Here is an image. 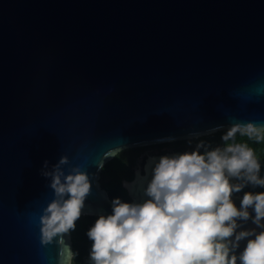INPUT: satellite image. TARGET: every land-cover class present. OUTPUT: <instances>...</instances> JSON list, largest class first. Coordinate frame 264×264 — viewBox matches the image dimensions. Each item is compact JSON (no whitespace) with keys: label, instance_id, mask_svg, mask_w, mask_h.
<instances>
[{"label":"water","instance_id":"water-1","mask_svg":"<svg viewBox=\"0 0 264 264\" xmlns=\"http://www.w3.org/2000/svg\"><path fill=\"white\" fill-rule=\"evenodd\" d=\"M248 122L264 125V0H0V264L72 263L70 235L42 242L45 161L86 171L83 215H108L119 153ZM151 178L125 181L133 202Z\"/></svg>","mask_w":264,"mask_h":264},{"label":"clouds","instance_id":"clouds-1","mask_svg":"<svg viewBox=\"0 0 264 264\" xmlns=\"http://www.w3.org/2000/svg\"><path fill=\"white\" fill-rule=\"evenodd\" d=\"M237 133L259 142L264 125L233 124L221 137L223 147L208 150L200 142L193 151L150 157L145 165V171L152 170L144 190L147 199L113 198L111 214L100 215L88 229L89 264H264V192H246L240 207L233 200L248 185L264 187L261 163L247 144L228 143ZM68 163L63 156L49 170L44 162L42 175L54 191L40 218L44 244L58 237L64 243L91 195L89 174L79 166L66 174ZM250 219L260 231H237L243 227L239 221ZM243 240L247 244L237 255Z\"/></svg>","mask_w":264,"mask_h":264},{"label":"flooded vegetation","instance_id":"flooded-vegetation-1","mask_svg":"<svg viewBox=\"0 0 264 264\" xmlns=\"http://www.w3.org/2000/svg\"><path fill=\"white\" fill-rule=\"evenodd\" d=\"M191 140L193 139L169 141L125 150L121 152L123 153V158L119 159L111 167L110 170L114 174L121 175L120 183L116 182L115 184H112V173H109L110 175L107 176L106 173L102 171L99 179V184L102 189L107 192L111 200L113 198L120 197L125 202H133L129 195V192L124 187V182L132 181L136 177L137 173L141 175L149 174V176H152L151 167H149L148 170L145 171V165L148 163L150 157L159 158L163 155H173L186 151H193L195 150L196 145L200 142H203L209 150L208 145H206L207 141ZM223 146L224 145L222 143L214 144L212 149ZM201 151H203V149H201ZM237 182L239 181H233V183ZM106 188H111L114 193L108 191ZM111 194H113V197H111ZM243 195L244 193L242 192L234 194L233 200L237 207H240ZM249 211L250 213H253L251 209H249ZM98 217L99 216L82 215L80 220L77 221L76 230L71 232L70 234L73 246V257L71 264H89V251L92 242L87 238L86 233ZM78 260H81L82 262L79 263Z\"/></svg>","mask_w":264,"mask_h":264},{"label":"trees","instance_id":"trees-1","mask_svg":"<svg viewBox=\"0 0 264 264\" xmlns=\"http://www.w3.org/2000/svg\"><path fill=\"white\" fill-rule=\"evenodd\" d=\"M228 131V130H227ZM227 131H221L215 134H211L205 137H200L197 139H193L191 141H207L206 145H208L209 150H211L214 146V144H218V143H222L224 145V141L222 140V135L225 134ZM264 135V134H262ZM228 143H245L247 144L249 147L253 148L255 151V154L259 160V162L261 163V172H260V176L262 178H264V140L261 141H257L254 137L253 138H249L246 135L242 136L240 133L236 134V137L234 140L229 141ZM123 158V153L118 154L112 161H110L106 166H104L103 168V172L106 173L107 176H109V173H112L111 167L119 160ZM120 178L121 175L119 174H114L112 173L111 179H112V184H115L116 182L120 183ZM106 179V178H105ZM105 187V186H104ZM108 191H111L114 193V191L110 188H106ZM242 193H246V192H253V193H257V192H264V187H253L251 185L246 186L242 191ZM111 197H113V194H111ZM79 263H81V260H78Z\"/></svg>","mask_w":264,"mask_h":264}]
</instances>
